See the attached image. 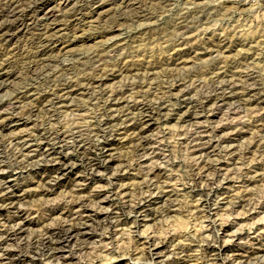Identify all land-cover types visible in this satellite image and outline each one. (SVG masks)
<instances>
[{"label":"rangeland","instance_id":"374dc122","mask_svg":"<svg viewBox=\"0 0 264 264\" xmlns=\"http://www.w3.org/2000/svg\"><path fill=\"white\" fill-rule=\"evenodd\" d=\"M122 1L89 3V9H100V15L88 17L76 27L57 22V47L61 51L49 53L52 58L43 65L52 64H49L51 70L57 69L64 79L51 85H46L44 76L29 81L24 51L16 56H4L0 44V62L7 60L15 66L0 93V122L25 116L0 132V146L13 140L28 142L42 129L72 130L78 126L97 134L102 129V116L106 111L104 101L110 94L126 93L125 100L108 103L111 110L107 112L115 115L123 111L127 100L137 96L146 94L150 100L167 102V109L157 112L149 122L146 149L133 147L134 142L129 143L131 132L123 133L127 124L119 122V136L108 141L119 146H115L116 159L97 171L84 170L83 161L91 157L98 164L104 162L103 146L107 143L104 139H100L101 146L91 150L88 156L77 148L67 150L70 167L53 190L43 191L35 172L24 173L17 181L10 179L11 184L27 185L28 194L20 196L14 208L0 212V264L7 263L11 255L32 240L72 221L81 214H77L78 211L82 214L85 211L84 215L118 213L113 216L121 217L126 226L110 228L108 236L91 239L74 257L70 256L74 247L64 249L62 256L71 257L64 264H154L146 255L142 258L145 260L141 259L142 255H136L149 253L146 241L150 237L154 238V245H158L163 258L176 264H240L246 250L256 248L257 244L264 248V0H164V9L149 8L143 13L148 16L142 19L137 18L142 14L136 15L135 11L138 0L137 3L135 0L127 2L129 11L124 9ZM58 5V0H48V8L39 12V18H43L49 8L57 10ZM114 13L123 14L116 23L109 21ZM73 29H77V37L71 35ZM26 40L22 42L24 47ZM219 40L225 41L224 45L227 43L225 47L212 46ZM231 41H242V45L231 44ZM28 48L26 50L30 51ZM176 53L180 55L177 57ZM171 59L181 62L169 66ZM155 62L158 63L155 71L159 74L148 82L143 83L135 75H115L108 77L102 88L95 85L88 91L72 87L73 94L65 103L54 100L45 103L44 110L29 114L39 100L52 91L68 95V83L99 78L128 64ZM250 73H255V82L246 81ZM219 82L224 88H230L227 92L234 90L238 95L254 89L253 83H256V87L259 86L256 101L249 104L238 100L228 104L216 101L210 104L212 107L198 111L195 117L180 118L179 100L182 99L170 97V87L176 84V94L186 90L198 100L201 93L212 91V84ZM31 145L25 152L34 155L37 148ZM206 164L210 169H204ZM75 178L81 180L75 184ZM194 187L208 189L204 194L191 193ZM168 193L176 195L179 206L155 217H138L137 226H132V216L116 211L127 202ZM80 199L84 204L74 207L75 201ZM202 200L210 201L211 205L202 210L199 207ZM14 231L18 234L9 236ZM206 236L213 240L209 247L204 242ZM182 247L191 249L193 257H189V253L181 254L178 248ZM27 256L22 264H63L62 260L37 263L30 254ZM248 264H264V251Z\"/></svg>","mask_w":264,"mask_h":264},{"label":"bare ground","instance_id":"6f19581e","mask_svg":"<svg viewBox=\"0 0 264 264\" xmlns=\"http://www.w3.org/2000/svg\"><path fill=\"white\" fill-rule=\"evenodd\" d=\"M103 1L104 0H58L59 5H58L57 10H55L56 8H49L48 13L45 14L43 16V18H39V15H40L39 12L45 8H48L47 7L48 6V0H0V44H1V46H3V51H5L4 56L5 55L16 56V55H18L17 54L18 52L24 51L25 56H23V60L25 61L24 62L25 65H27V68H28V71L30 74L29 81H31V82L37 80L40 76L45 77L44 81H45L46 85L50 84L52 82H56L58 80L64 79L63 78L64 75L60 74V72L57 69H56L57 71L51 70L52 66H50V65H52V64H50L48 62L50 65L49 64L43 65V63L46 62L48 60V58H50V57L52 58V56H50L49 53H52V51L58 49V47H57V42H58L57 40L58 39H56L58 37V35L55 32V30L58 28L56 26L57 22H61L62 26L70 27V26L74 25L76 27L78 24H82L83 22H85L88 17L90 18V17H94L95 15H100V13H101L100 9H97L96 7L94 9H91V8L89 9V7H90V5L88 7L89 3L94 2L96 4L101 5V2H103ZM129 1L130 0H123L122 1L125 3L124 7H126V8H124V9H127V7L130 6V5L128 6V3H127ZM163 1L164 0H140V1L138 0V4H137L138 7L135 8L136 15H140V14H142V15H140L138 17L136 16V17L137 18H141V17L146 18L148 15L145 17V14L143 15V13H145L147 9L152 8V7H159L162 10V8L165 6V5L163 6V4H164ZM250 1H248V2H250ZM131 3H132V1H131ZM136 3H137V1H136ZM245 3H244V5L247 4V3L246 4ZM96 4H94V5H96ZM134 7H136V6H134ZM134 7H132V8L134 9ZM122 15L123 14L115 15V13H114L112 15V18L109 21H111L112 23H116L118 21L117 19H119ZM183 20H184V18H183ZM111 22H109V23H111ZM33 31H38V32L33 33ZM71 35H73V37H77V29L74 30ZM110 37H112V36H110ZM24 39H27L25 42L28 44V45L26 44L25 47L23 46L24 44L22 45V42ZM237 40H239V39H237ZM224 42L219 40V42L215 43L212 46L223 48ZM231 42H233V41H231ZM241 42L237 43L236 41H234L231 44H237L238 45ZM226 44L227 43H225V45ZM225 45H224V47H225ZM241 45H242V43H241ZM244 45H246V44H244ZM27 46L31 49L30 51L26 50ZM58 50H59L58 52L61 51L60 49H58ZM176 55L178 57L180 54L176 53ZM1 56L2 55H0V60L2 58ZM95 58L98 59V58H100V56L97 54ZM21 60H22V58H21ZM59 60H60V58H59ZM178 60L179 59H177V60L171 59V62H169L168 65L169 66L175 65ZM180 62L178 61V63H180ZM183 62H184V60H183ZM41 65H43V66H41ZM182 65H183V63H182ZM157 66H158V63L156 64V62L154 64H149V65L128 64L124 68L120 67L121 69H117L115 71L112 70L110 72V74L106 71L107 73L106 74L104 73L105 75H103V76H99V78H96V77L93 78L92 77V79H88V80L84 79V80L78 81V82L76 80V83L71 82V83L66 84L67 88L69 89L67 91L68 95L62 96L57 91H52L51 93L44 95L39 100V102L37 103L35 108H33V109H31V111H29V114L33 115V114L37 113L38 111L44 110V107H45L44 104L45 103H51L54 100L59 101V102H64L66 100V98L72 96V94H73L72 92L74 90V89H70L72 87H80L81 89H85L88 91H90L91 88L93 89V86L95 87V85L98 86V88H102V86L104 87L105 83H107L106 82L107 78L108 77L111 78L112 76H115V75H118V76L135 75L134 77L135 78L138 77L139 79L143 80L144 81L143 83L148 82L151 80V78L153 79L154 77H156L157 74H159L158 71H155L158 68ZM13 67L15 68L14 62L12 63V62H9L7 60L0 62V93L3 92L2 91L3 86L8 81V79H6V78L9 75L13 74V72H12L13 69H11ZM56 68H58V66ZM223 70H224V68H223ZM214 74H217V73H214ZM246 76L247 77H245V78H247L246 81H248V83H249V81L255 82L257 79L255 76V73H250V74H247ZM233 77H234V75H233ZM216 78L218 79L217 76H216ZM171 79H173V78H171ZM5 80H7V81L5 82ZM220 80H222V79H220ZM242 80H244V78ZM211 81H213V80H211ZM220 84H222V83L219 82V84H217V85L212 84V85H214L212 87L213 88L212 91L207 92V90H206V92H204V93L200 92L201 95L199 96L198 100H196L191 95V93L189 91H186V90H184V91L181 90L180 94H176L175 92L178 89V85H176V84L174 86L170 87L168 91H169V94H171V96L170 95L169 96L170 97H174V96L176 97L177 96L180 99H182V100H179V105L182 106V108L179 110L180 112H182L180 118L183 120H187V119L192 118L193 116L195 117V115L198 113V111L206 109L207 107H209L210 104H212L213 102H216V101L221 102L223 104H228V102L229 101L232 102V100L244 101L248 104L256 101V96L258 95V93H256V88H257L256 83H253L255 85L254 89L251 90L249 87V89H250L249 92H247V93L243 92L240 95H238V93H235L234 90H230V92H227V90H229L230 88H224ZM235 87H236V85H235ZM251 88H253V86ZM258 88H259V86H258ZM32 90H34V89H32ZM243 90H245V89H243ZM125 94H126L125 92H121V93H114L112 95L111 94L107 95V97L104 101L106 103L105 104V106H106L105 110L106 111L103 113V116H102L103 118L101 121L102 122V129L99 130L97 132V134H93L95 132L92 133L91 130L85 129V128L83 129L82 127H78V126L73 128L72 130H58V131L56 130V131H54L51 129H42L41 131L38 132L39 134L37 135L36 138L30 139L28 142L23 141V143H20V142L15 143L16 141L14 142V140H13L10 143L7 142V143H9L8 145H1L0 146V178H1L0 179V212L14 208L17 204H19L20 196H24V195L28 194V190H26V187L28 188L27 185H24V184L22 185V183L20 184V183H16V182L14 184L9 183L10 179L17 181L21 177V175L24 173L35 172L38 175L39 182L44 189L43 191H50V190L55 189V187H57L62 182L61 180H62L63 176L65 175V173L67 172L66 171L67 167L71 163L69 161L68 154H65L66 151L71 149V148H77V149L81 150V152L83 151V153L86 156H88V155H90L91 150H93V149L95 150L101 146L100 139L101 140L104 139V141L107 140V143L105 142L106 144H104V146H103L104 150H103L102 157L104 159V162L103 163L101 162L98 164L96 162L97 160L91 159V157H90L89 159L87 158L83 161V164H84L83 168L86 171L95 172L100 168V166H104L105 164L107 165V163L114 162L116 159L115 152L117 150V148H115V146H118V144L116 145L115 144L116 142L115 143H112V142L108 143V141H110L109 140L110 138L111 139L114 138V140H116L117 137L119 136V134H118L119 132L117 130V126H118L119 122H122V123L124 122L123 123L124 125H125V123L127 124L126 127H123L124 128L123 133L124 132L125 133L131 132L132 137L129 139V143L134 142L135 145H133V147L135 146L136 149L137 148H139V150L144 149L145 146L147 145V137H148L147 136V128H148L149 122L151 120H153L154 117H156L157 112H160L161 110L167 109L166 108L167 102L165 100L163 101L160 99H159L160 101L150 100L149 95L145 94V95L135 97L134 100H132V98L129 99L132 101L127 100L125 106L122 108L123 111L119 112V114L117 113L118 115H115L112 113L109 114L108 112L111 109H110V105H108V103L111 101L117 102V101H121V100L123 101V99L125 100L126 99ZM238 101H236V102H238ZM169 102H170V100H169ZM124 112H125V114L123 115L124 118H121L122 117L121 115ZM20 117H25V116L19 115V117L7 118V120L0 122V132L3 131V129L6 126H10L11 124L18 123V122L22 121L23 118H20ZM0 118H2L1 114H0ZM40 127H42V126H40ZM129 137L130 136H128V138ZM32 143L37 148V152L34 155H29L25 152V150L27 147L32 146L31 145ZM27 152H29V151H27ZM118 163H119V161H118ZM108 165H110V164H108ZM203 167H204V169L205 168L210 169L211 166H208L206 164V166H203ZM80 180L81 179L75 178L73 180V183L77 184ZM192 189H193V192H191V193L204 194V191H207L208 188L197 189V187H194ZM209 192L211 193L212 191L209 190ZM175 197H176V195L174 196L173 193L172 194H170V193L160 194V195H156V196H148V197H144L140 200L138 199L139 201H137V202L135 201L134 203H128L127 202V203L123 204L122 206H120L119 209H116V211L118 210L117 212L120 211L122 214L132 216L134 218V221L132 222L133 225L132 224L131 225L137 226L138 217L139 218H141V217L145 218L147 216H154L155 217L156 215H160L162 213L164 214V213L169 212L170 209H172V211H174L175 207L179 206V203L177 202L178 199H176ZM155 203H159L158 204L159 206L149 210L148 208L155 205ZM210 203H211L210 201H203L199 204V207H202V210H203L204 208H208L211 205ZM82 204H84V202H83V200L80 199L77 202L75 201L74 207H79ZM84 212L85 211H83V214H82L81 211H78L77 214L78 213H81V214H78V216H74V219H72V221H69L68 223H65V224H60L55 229L49 230L42 237L35 239V240H32L27 246L24 245L25 247L21 248V250L18 253L11 255L8 262L5 264H22L24 262V260L26 258H28L27 255H29V254H30V256H32V258L37 263L42 262V261L62 260V263L64 264V263H66V261L69 260V258L74 257L76 254V251L79 250L80 247H82L83 245L87 244L88 241L90 242L91 239H93L95 237H99V236L100 237L103 236L102 238H104L105 234L107 235L108 230L110 228L118 229L119 226H121V225L126 226V224L121 220V217H114L113 216V214H118V213L108 214V213L103 212V213H105L103 215L99 214V213L84 215ZM115 216H117V215H115ZM220 226H222L221 228L223 229L224 226L223 225H220ZM17 234H18V231H14L13 233L9 234V236H15ZM206 237L204 239V242L206 243V246L209 247L210 245H212L211 242H213V240L208 239L209 236L207 238ZM154 243H155L154 238H151V237L148 238V240L146 241V244L149 245V247H150L149 253L145 254V252H139L136 255L137 256H138V254L140 256L142 255L143 257L141 256V259L144 258V255H146L147 256L146 258L151 259L154 262V264H176L175 262H171V260H169L168 258L167 259L163 258L161 252H159L158 251L159 249H157L158 245L157 244L154 245ZM161 243L164 244L165 241H163ZM147 245H146V247H147ZM66 248H73V251L70 254L71 257H69L68 259H66L68 256L63 257L61 254L64 249L66 250ZM137 250H138V248H137ZM178 250L180 251L181 254H188L189 253L188 256L193 257V255L190 253L192 251L191 249H188V248L186 249V248L182 247V248H178ZM196 251L197 250H195V252ZM263 251H264V248L262 247V245L257 244L256 248H254V249L250 248L244 252L243 256L241 257L242 260L239 263L240 264L241 263L242 264H248L252 260V258H254L255 256L258 257ZM136 252H138V251H136ZM145 259H142V260H145Z\"/></svg>","mask_w":264,"mask_h":264}]
</instances>
